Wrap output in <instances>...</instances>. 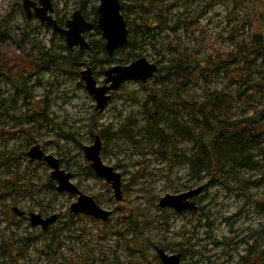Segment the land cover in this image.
Segmentation results:
<instances>
[{
	"label": "rangeland",
	"instance_id": "374dc122",
	"mask_svg": "<svg viewBox=\"0 0 264 264\" xmlns=\"http://www.w3.org/2000/svg\"><path fill=\"white\" fill-rule=\"evenodd\" d=\"M120 1L135 46L107 61L104 40L93 31L86 37L91 51H81L85 63L71 72L42 59L48 53L71 62L65 38L36 17L27 18L22 0H0V33L7 34L0 41V62L9 69L0 74V264H163L157 249L181 254V264H264V171L257 169L264 165V136L248 155L255 168L221 162L232 171L200 173L197 183L185 160L196 153L194 143L180 134L168 145L156 139L143 106L154 99L148 107H160L166 121L158 130L169 137L172 123L188 129L201 121L185 110L183 99L199 103L212 93L239 95L244 101L228 98L221 107L236 119L264 108V55L247 56L249 63L243 57L252 47L264 48V0ZM52 2L54 18L64 23L76 10L93 21L100 3ZM181 54L191 61L187 77L163 70L145 84L126 82L102 112L81 78L90 67L103 85L110 67L140 58L167 67ZM26 60L39 68L13 82ZM100 133L106 141L103 162L122 176L121 201L85 156L84 148ZM37 144L61 161L82 193L112 211L108 220L71 211L78 196L58 191L52 169L28 157ZM199 186L198 214L160 208L162 197ZM13 207L25 214L18 216ZM30 213L57 219L43 230L31 226Z\"/></svg>",
	"mask_w": 264,
	"mask_h": 264
},
{
	"label": "water",
	"instance_id": "95a60500",
	"mask_svg": "<svg viewBox=\"0 0 264 264\" xmlns=\"http://www.w3.org/2000/svg\"><path fill=\"white\" fill-rule=\"evenodd\" d=\"M99 1L97 25L105 39L106 50L112 56L117 50L126 47L129 42V29L123 15L124 7L120 0ZM23 9L27 18L36 17L42 23L52 27L55 32L60 33L65 38L69 49L78 47L80 51L91 50V45L85 36L94 29L95 25L85 20L81 10H76L71 19L62 26L54 18L55 6L52 0H23ZM157 70L156 65L145 58H140L129 65L113 66L105 70L103 85H98L90 67L81 72V78L85 83L86 90L94 97L97 103L96 108L102 112L111 100L112 92L130 81L145 84ZM101 149L102 141L97 135L93 144L84 148L85 156L91 162L95 174L111 186L116 200L121 201L123 198L122 176L113 166H108L103 162ZM27 155L31 160L44 162L52 169L50 177L51 180L58 183V191L78 196L77 202L71 206V211L74 214H84L104 221L110 218L111 211L102 209L91 196L82 193L78 186L71 182V173L65 172L61 168L59 159L47 154L39 144L33 146ZM201 191L202 187H198L176 195L168 194L161 198L160 208H169L178 213L196 211L197 206L193 198L198 196ZM12 210L18 216L25 214L17 208ZM56 219L57 216L44 219L36 213L30 215L31 226H41L43 230H47ZM157 253L163 264H181V254L170 255L163 249H157Z\"/></svg>",
	"mask_w": 264,
	"mask_h": 264
},
{
	"label": "trees",
	"instance_id": "16d2710c",
	"mask_svg": "<svg viewBox=\"0 0 264 264\" xmlns=\"http://www.w3.org/2000/svg\"><path fill=\"white\" fill-rule=\"evenodd\" d=\"M93 11L94 14L97 15L96 8H94ZM59 22L61 25L64 24L63 21ZM5 36V33H0V41L6 40ZM258 39L259 37L258 35H256L255 42H258ZM134 46V43L130 41L129 47ZM101 47L104 49L105 44L102 43ZM67 51L69 55H74L72 63L70 65H68L69 63L66 61L69 60V58L61 57H52V60L48 58L46 60V63H50L56 68H64L66 66H71L68 69L71 72H73L71 68H73L74 66H81L83 63H85L83 59V52L72 49H68ZM261 55H264V49H259L258 53H255L254 51L250 52V54H246L243 57L244 61L246 63H249L247 61V56H253L257 59ZM106 60L108 61L109 59L106 58ZM22 64V73L17 75V77L12 80L13 82H18L17 79H20L25 74L26 76H28L30 73L39 68V64L31 60L28 62L27 60L22 61ZM157 64L158 72L166 70L168 75L175 74L182 77H187L185 75V72L188 70V68H190L191 61L186 57L185 54H181L174 58L170 66L161 67L160 62H157ZM8 70L9 69L7 67V64H3L0 62V74H7ZM21 84L23 85H20L21 89L26 92L27 85L23 79ZM221 99L224 100V95L222 93H212L206 100L199 103H190L187 100L183 99L182 105L185 110L188 111L189 114L194 113L195 116H199L201 121L196 119L194 121V128L188 129H179L178 123H172L171 125L173 128L174 136L166 137L163 133V130H158V127L164 124V121L166 120H164L162 115H160L159 106H157V109H152L151 107H148V102L150 100H154L152 97H149L147 101L143 104L144 112L147 115L148 128L154 130V134H160L159 137L166 143L172 141L174 139L173 137H175V134H180L181 137H184L186 140H189L194 143L197 148L196 153L194 154L191 160L186 158L185 160L186 162L192 164V169L195 172H201V170H208L212 176H215V173H221L227 170L232 171L230 169L223 168L221 166V162H232V165L234 163H239L241 166H238L237 168L242 169L255 168L252 166V160L248 155L252 150L257 147L256 144L258 139L261 136H264V108L260 109L255 114L249 115L248 117H245L243 119L232 120L228 118L225 114H223V111L221 109L223 105L218 103V101H220ZM230 99L244 101L243 98H241L239 95H234ZM99 136L101 138L102 143L104 144L105 137L101 133L99 134ZM257 169H262L264 171V166ZM49 184L50 186H54V183L51 181Z\"/></svg>",
	"mask_w": 264,
	"mask_h": 264
},
{
	"label": "bare ground",
	"instance_id": "6f19581e",
	"mask_svg": "<svg viewBox=\"0 0 264 264\" xmlns=\"http://www.w3.org/2000/svg\"><path fill=\"white\" fill-rule=\"evenodd\" d=\"M23 1V0H22ZM122 3V2H121ZM122 5H123V3H122ZM22 7H23V4H22ZM123 7H124V5H123ZM24 10V9H23ZM96 11H97V8H96ZM123 11H124V8H123ZM25 12V11H24ZM26 15V14H25ZM86 16V15H85ZM87 18V17H86ZM98 19V14L96 15V18L93 20V21H89V19L87 18V21L88 22H90V23H93L95 26H94V29H92V31L91 32H93V31H96V32H98L99 33V35H101L102 36V32H101V30L99 29V27H98V25H97V20ZM69 20V19H68ZM67 20V21H68ZM66 21V22H67ZM126 23H127V21H126ZM91 32H89V33H91ZM88 33V34H89ZM6 36H7V34H5ZM5 36V37H6ZM102 39L104 40V44H105V39L103 38V36H102ZM129 43H130V31H129V42H128V45L126 46V47H124V48H121L120 50H123V49H126V48H128L129 47ZM103 49V48H102ZM251 49H253L251 52H255V53H258V51H259V49H264V48H260V45L259 46H257L256 48L255 47H252ZM120 50H117L116 52H118V51H120ZM103 51L106 53V56H105V58H108V59H111V58H113L114 57V55L116 54V52H115V54L114 55H112V56H110L109 55V53H108V51L106 50V47L103 49ZM48 58H50L51 60H52V56H50L48 53H43L42 54V59H43V61L44 62H46V60L48 59ZM72 62V61H71ZM71 62H68L69 64L68 65H70V63ZM77 64H79V63H77ZM152 64H154V65H156L157 66V69H158V64H157V62L156 63H152ZM68 68H70L71 66H67ZM72 69V68H71ZM87 69V68H86ZM158 73V70L156 71V73H154V75H153V77L156 75ZM152 77V78H153ZM152 78H150V79H152ZM131 82V81H130ZM210 96V95H209ZM228 98H230V97H227V96H224V100L223 99H221L220 101H218V103H220V104H222V105H224V106H226L227 104V102H228ZM207 99V98H206ZM205 99V100H206ZM97 109V108H96ZM263 109V108H262ZM100 111V110H99ZM223 111V110H222ZM101 112V111H100ZM223 114H225L226 115V113L225 112H223ZM228 116V115H227ZM230 119H232V120H239V119H236V118H231L230 117ZM240 119H243V118H240ZM163 133H164V135L167 137V135L165 134V132L163 131ZM99 135V134H98ZM97 136V135H96ZM155 136V138L156 139H159V140H161L162 142H164L159 136H160V134H155L154 135ZM172 136H174V134H172ZM171 136V137H172ZM177 135L175 134V137H176ZM174 138V137H173ZM106 142V141H105ZM259 142H261L260 141V139H258V141H257V144L259 143ZM164 143H166V142H164ZM169 143H166V145H168ZM102 147H103V143H102ZM102 150V149H101ZM255 150V149H254ZM254 150H252V151H254ZM251 151V152H252ZM250 152V153H251ZM261 160H263L264 161V154L262 153V159ZM264 166V165H263ZM258 168V167H257ZM240 169H242V168H240ZM244 169V168H243ZM247 169V168H246ZM116 170V169H115ZM197 173L195 174L194 173V179H195V181L197 182V183H199V180H201L200 179V177H199V175H200V173L202 174H205V175H211V173L208 171V170H201V172H198V171H196ZM200 187V186H199ZM202 187V186H201ZM198 188V187H197ZM195 189V188H194ZM191 190V189H190ZM187 191H189V190H187ZM202 192V191H201ZM201 192H200V194H201ZM199 194V195H200ZM198 195V196H199ZM197 195L196 196H194V198H193V201H194V203L196 204V206H197V210L196 211H190V212H195L196 214H198L199 212H201V204H200V202L197 200V197H198ZM13 208H15V207H13ZM12 208V209H13ZM18 209V208H17ZM13 211V210H12ZM109 211V210H108ZM22 212H24V211H22ZM112 212V211H111ZM14 213V212H13ZM25 213V212H24ZM178 213V212H177ZM32 213H30L29 214V216L31 215ZM112 216V215H111ZM110 216V217H111ZM44 218V217H43ZM48 218H50V217H48ZM48 218H44V219H48ZM53 224V223H52ZM52 224H50V225H52Z\"/></svg>",
	"mask_w": 264,
	"mask_h": 264
},
{
	"label": "flooded vegetation",
	"instance_id": "af4514ba",
	"mask_svg": "<svg viewBox=\"0 0 264 264\" xmlns=\"http://www.w3.org/2000/svg\"><path fill=\"white\" fill-rule=\"evenodd\" d=\"M81 12H82V14H83V16H84V18H85V20L87 21V18H86V16H85V14H84V12L81 10ZM70 19H71V17H70ZM59 22V21H58ZM60 23V22H59ZM66 23V22H65ZM65 23L62 25V26H64L65 25ZM61 25V24H60ZM88 34V33H87ZM87 34H86V36L85 37H87ZM91 45V44H90Z\"/></svg>",
	"mask_w": 264,
	"mask_h": 264
}]
</instances>
